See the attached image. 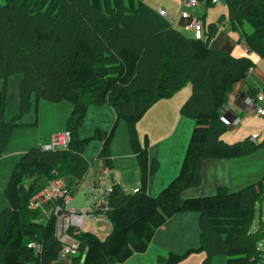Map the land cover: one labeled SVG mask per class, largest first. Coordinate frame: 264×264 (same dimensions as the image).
<instances>
[{"label":"trees","instance_id":"16d2710c","mask_svg":"<svg viewBox=\"0 0 264 264\" xmlns=\"http://www.w3.org/2000/svg\"><path fill=\"white\" fill-rule=\"evenodd\" d=\"M205 1V0H204ZM228 25L239 31L247 53L264 60V0H225ZM208 4L210 0H206ZM224 15L217 19L222 23ZM217 23L202 39L185 36L141 0H3L0 4V161L22 118L40 102H68L66 148L27 149L15 163L2 193L7 207L0 212V264H64L55 236V218L28 208L29 198L50 180L62 177L72 194L90 164L83 150L101 143L97 159L110 168L111 142L120 120L139 171L136 192L126 193L112 182L104 239L80 231L79 254L69 264L123 263L146 251L155 231L179 213L198 214V245L182 253L158 256L159 264H179L203 253L200 264H264V175L238 190L218 186L212 194L185 196L201 184L206 160H235L264 149V140L250 136L226 142L231 130L223 113L227 95L248 75L254 62L213 49ZM252 28L244 32V25ZM20 76L18 109L6 116L11 77ZM187 84L190 94L179 114L193 121L179 172L157 194L147 192L158 169L149 159V140H140L137 124L159 100L169 99ZM257 92L249 90L248 96ZM107 105L115 114L109 130L95 128L81 138L88 105ZM225 115V116H224ZM255 214L258 220L255 223ZM45 220L44 222L42 220ZM40 245L37 253L28 248ZM262 244V245H261Z\"/></svg>","mask_w":264,"mask_h":264},{"label":"crops","instance_id":"0c3cea01","mask_svg":"<svg viewBox=\"0 0 264 264\" xmlns=\"http://www.w3.org/2000/svg\"><path fill=\"white\" fill-rule=\"evenodd\" d=\"M141 1L145 2L155 11L159 8L164 9L172 19L175 15L174 17L176 18L173 19L174 23L172 25L176 29H180L179 26H181L184 30L191 31L184 27L185 22L178 17L177 12H179L180 9L179 0ZM225 9L221 0H218L216 4H208L206 0H201L199 6L193 10L192 13L199 15L204 31H206L210 22L216 23L217 19L225 14ZM244 32L249 33L250 31L247 32L244 30ZM184 35L192 37L191 33L189 35ZM239 37V31H231L228 21L224 19L222 23H219L217 32L210 42V46L213 49L228 51L235 57L248 54L255 63L251 73L246 76L245 80L239 83L227 95L223 113L230 118L231 123L233 122V127L230 131L222 135L223 140L226 142H233L234 140L243 139L251 135L253 136V134L255 135L257 133L261 136L264 135V118H259L252 108L245 103L249 90L264 96V60L254 53H247L245 46L238 42ZM20 79L21 77L18 75L13 76L9 82L6 107V116L8 118L14 115L18 109V85ZM189 94L190 87L186 86L175 93L171 98L159 100L147 111L136 126L140 140L145 134L148 137L149 159L155 158L158 162L159 169H166L164 176L158 174L150 175L147 192L151 195L157 194V192L179 172L183 152L190 134L189 132L193 127V121L189 118L179 116L178 109ZM106 106L107 105H101L102 109L110 116L109 109L106 108ZM71 110L72 105L68 102H60L58 104L40 102L36 108L34 107V115L31 114L28 116L31 121H24L30 119L22 118L21 123L33 124L34 121H36V125H25L15 129L6 153L0 161V212L7 207V202L1 196L2 187L6 184L19 157L31 147L49 143L52 134L63 132L65 130L66 119ZM166 110L171 112L169 118H163V112ZM86 113H88V109ZM108 119L110 120V118ZM171 119H173V122L170 121ZM167 121H169L168 124L164 125ZM152 124H157L159 127L157 132L153 131ZM106 126L107 125H102L101 127L96 126V128L107 131L105 129ZM232 135L233 138H235L233 140L230 139ZM80 137L85 138L83 136ZM114 138L110 146L112 158V164L109 168L110 178L112 182L118 183L123 189H126L127 192L130 193L139 186L137 162L131 151L129 142L128 146L130 150L128 149L127 142L123 141L122 152L115 151ZM166 144L170 146L168 149L164 147ZM96 147L100 148L101 143H98ZM83 154L85 155L84 150ZM84 157L86 158V156ZM100 166L102 169L103 164L101 161ZM263 175L264 149L259 150L253 155L235 160H206L201 167L200 186L188 190L185 196L209 195L212 194L218 186H227L230 190H238L260 180ZM98 225H104V223H98ZM196 231H198L197 213L188 212L176 214L155 231L145 252L133 254L123 263L115 264H159L157 262L158 256L165 257L168 252L182 253L186 248L188 249V247H197L198 234ZM90 232L98 237L95 232ZM192 255L199 256L198 262L203 258V253ZM189 257L179 264H183L184 261L186 264H192L193 262L196 264L195 260H193V262H187Z\"/></svg>","mask_w":264,"mask_h":264},{"label":"built area","instance_id":"2783aa9c","mask_svg":"<svg viewBox=\"0 0 264 264\" xmlns=\"http://www.w3.org/2000/svg\"><path fill=\"white\" fill-rule=\"evenodd\" d=\"M200 1L179 0L180 9L178 17L185 22L184 27L191 30L194 39H202L205 32L199 15L192 13L199 6ZM217 2L218 0H210L211 4H216ZM156 12L159 16L169 21L171 25L174 23V20L164 9L159 8ZM251 71L249 70L248 74ZM245 103L259 117L264 118V96L262 94L257 93L254 97L247 96ZM255 138L256 135L250 136L251 141ZM69 141L70 134L68 131L54 133L50 137V142L43 144L41 149L54 150L57 148H66ZM105 171L106 169L103 172ZM103 186L104 183L101 178L100 184L93 186L91 190V196L94 202L87 208L81 210L68 208V204L72 200V187L62 177L50 180L29 198L28 208L30 210L38 211L46 219L51 216L55 218V236L61 243L58 258L62 263L69 264L73 256L79 254V241L75 235L83 230L87 220L96 224L104 223L102 216L106 218L108 191ZM124 192H127V190L125 189ZM132 192H136L135 189ZM27 247L33 249L35 253L40 249V245L34 242H29Z\"/></svg>","mask_w":264,"mask_h":264},{"label":"rangeland","instance_id":"374dc122","mask_svg":"<svg viewBox=\"0 0 264 264\" xmlns=\"http://www.w3.org/2000/svg\"><path fill=\"white\" fill-rule=\"evenodd\" d=\"M221 1H222V4H224V6L226 8L225 9L226 11H225V14H224L225 21H228V11H227V7H226V1L225 0H221ZM1 3H3V0H0V4ZM156 10H158V9H156ZM174 16H173V19L176 18ZM217 25H219V23H217ZM220 27H221V25H220ZM179 28L180 29H178V30L181 31L183 34L189 35L191 33V35H192L191 31H186L181 26H179ZM243 29L246 30L247 32L248 31L251 32V30H252V28L248 24H245ZM231 31H233V30H231ZM186 86H189V84H187ZM1 88H2V81L0 80V89ZM106 108L109 109L110 116H108L107 112H105V110L102 109L101 106H96L94 104H89L88 105V113H86V115L84 117L85 118L84 119V123H83L82 127H80V130L78 131L80 136L86 137V135H87V137H88L89 135H92V133H93L94 129L96 128V126L101 127L102 125H107L105 129L106 130L110 129V127H111V125L113 123L112 121H114V119H115V114L112 111L111 107L106 106ZM33 113H34V107H32L28 111V113H26V115H24L23 119H30L28 116H30ZM170 113L171 112H169L167 110L165 112H163V118H169L170 117L169 116ZM178 114H179V109H178ZM179 116H181V115L179 114ZM181 117H183V116H181ZM108 118H110V120ZM147 118H155V117H147ZM259 118H261V117H259ZM24 121H31V119L30 120H24ZM170 121L173 122V119H171ZM168 122L169 121L165 122L164 125H167ZM152 125H153V128H152L153 131L157 132L158 128H159L157 126V124H152ZM189 133H191V130H190ZM255 135L258 136L257 142H260V141L264 140V135L261 136L259 133L255 134ZM189 137H190V134L188 136V140H189ZM230 139L233 140L235 138H233V135H232V137ZM114 140H115V147H114L115 151L122 152V150H123V141H126L127 142V146H128V142L130 141L129 140V134H128V130H127L126 124L122 120H120V122L118 124ZM188 140H187V144H188ZM238 140H242V139H238ZM95 141L96 140H94V142L93 141L90 142L89 145H87V147H85V149H84V152H85L84 156H86V159L88 160V162L90 164V167H89L87 173L85 174V176L83 177V179L80 181V183L76 187V189H75V191L73 193V196H72V200L68 204V208H72V209H75V210H81V209L87 208L91 203H93L94 200H92L91 190H92L93 186H96V185L100 184V179L101 178H102V181L104 183L103 187L106 188V191H108V193H109V191L111 189L112 181H111V178H110V169L108 167H103L101 169L100 161L97 159L98 151H99L100 148L96 147L97 144L100 143V142L99 141L95 142ZM234 141H237V140H234ZM187 144H186V146H187ZM129 146H128V149H129ZM164 147L168 149L170 146L168 144H166V145H164ZM185 149H186V147H185ZM185 149H184V152H185ZM184 152H183V156H184ZM105 169H106L107 172L106 171L103 172ZM137 169H138V166H137ZM165 173H166V169H164V168L159 169V167H158V169L155 172H153L152 175L158 174V175H163L164 176ZM138 176H139V172H138ZM124 190L125 189H123V191ZM135 191H137V188H135ZM1 196L6 201L5 197L3 196L2 190H1ZM102 217L104 219V221H103L104 225H98V224H96V223H94V222H92L90 220H87L85 222V224H84L83 231H87V230L88 231H93V232H95L98 235L99 238L103 239L105 237V235L110 230V223L104 216H102ZM254 220H255V223H256L257 220H258V215L255 214V219ZM42 221L44 222L45 220L43 219ZM196 232L198 234V231H196ZM196 232H195V234H196ZM263 246H264V242H263ZM198 258H199V256L192 255V256L189 257L187 262H193V260H195L196 264H197ZM200 261L198 262V264H200ZM183 264H186V262L184 261ZM192 264H194V262Z\"/></svg>","mask_w":264,"mask_h":264},{"label":"clouds","instance_id":"9594fccd","mask_svg":"<svg viewBox=\"0 0 264 264\" xmlns=\"http://www.w3.org/2000/svg\"><path fill=\"white\" fill-rule=\"evenodd\" d=\"M64 131H65V130H64ZM41 146H42V145H41ZM41 146H40V147H41ZM131 192H132V191H131ZM131 192H130V193H131ZM126 193H129V192H126ZM72 196H73V194H72ZM43 218H44V217H43ZM45 219H46V218H45ZM106 219H107V218H106ZM82 231H83V230H82Z\"/></svg>","mask_w":264,"mask_h":264},{"label":"water","instance_id":"95a60500","mask_svg":"<svg viewBox=\"0 0 264 264\" xmlns=\"http://www.w3.org/2000/svg\"><path fill=\"white\" fill-rule=\"evenodd\" d=\"M226 100H227V97H226Z\"/></svg>","mask_w":264,"mask_h":264}]
</instances>
